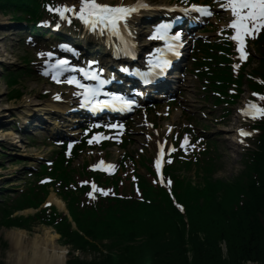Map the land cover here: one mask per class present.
<instances>
[{
  "label": "rangeland",
  "instance_id": "374dc122",
  "mask_svg": "<svg viewBox=\"0 0 264 264\" xmlns=\"http://www.w3.org/2000/svg\"><path fill=\"white\" fill-rule=\"evenodd\" d=\"M110 1L115 2L117 0ZM11 3L12 0H10V2L9 0L5 1V4L6 6L8 5V7ZM20 12H15L16 15L13 12H10L9 14H6L7 12H0V23L1 21L8 19L10 15H21ZM11 32L12 31H7L4 28L0 30V41L3 35H8L9 33L10 36L8 39H6V41L0 42V50L2 51L0 52V59H2L0 60V111L1 113L7 112L5 118L8 120V122L12 119L13 113L18 112L20 105L25 100L31 99L29 97V93L33 98H35L34 101L41 102L48 98V96L44 95L43 93L44 90L47 89L46 84L40 83V81H35L34 79L36 77L39 78L38 75L30 72L31 68L26 65L25 58L33 56L32 51L29 49V47H26L24 43L20 44L19 36L13 35V33ZM254 59V63L250 67H248V71L256 68V64L258 63L260 56L256 54ZM29 62L30 61H27V64H29ZM14 78H17L18 83H16L17 80ZM13 80H15L14 83ZM189 82L190 83L187 87H189L190 89L187 90V87L185 88L184 97L183 99H181L184 102H187V107L183 108L184 112H181L180 109L175 108L173 110L172 116H175V120L181 119L187 122H196L199 124V126L208 128L209 135L212 139L216 140V149L221 155V169L216 176H213L210 182L215 183V188H220V192H224L226 191L225 189H227L225 188L226 185H229L231 182L239 181L238 177L240 175L238 173L244 169L242 158L243 152H245L246 150L245 145H247V143L251 141L249 140V135L247 134L243 136L247 140L244 145L236 144V133L233 130L236 127V122L241 123V120H239L238 118V113H234V110L238 106V104L240 103L243 105L246 103H254V101L249 98L253 95L250 92L251 88L249 86L251 85V82L249 79L244 82L242 93L239 95L238 100L234 103V105L228 106L231 111L228 114L229 117H226L227 120H225L222 124L218 122L216 118L220 115V108L215 107L217 105H214L212 100H206L203 98L204 81L202 82L197 77L191 75ZM15 90H18V92H15ZM21 93V97H16ZM31 106L33 105L31 104ZM204 111H206L207 113L210 112L212 117H210L209 119H202L201 114L203 115ZM186 114H189L191 117L188 118ZM170 118H163V121L171 120ZM10 126L11 124L7 123V125L4 127L0 126V129ZM12 130L15 132L13 128ZM33 132H35V130H33ZM27 135L28 134H19L18 132V134L15 133L14 135H11V139L0 140V201H2L3 199H7L3 189L12 188L11 190H7L6 193L14 198H16L19 195L18 193H21L23 189L26 191L28 186L27 182L32 179L29 175V172H32L29 167L38 166L44 160L41 159L42 157H52L57 150V147L50 145V140L36 138V142H33L34 137L32 138L31 136ZM135 135L138 136V139L133 138L134 141L129 147L136 151L138 150L139 146H142L140 142L144 141V136L139 131L136 132ZM16 139L19 140L17 141ZM225 140H229L230 142H232L233 148H226V144L224 142ZM166 161L173 164V166H171L173 170L180 172L185 170L188 172L197 173V165L191 160H179L176 157H168ZM153 178L154 175L150 174L148 179L152 180ZM210 182H208L207 180H203V182L198 181L196 184L204 183L205 186H207V184ZM205 188L207 189L208 187ZM217 193L218 191H215L213 197L215 195L217 196ZM225 195L226 193L220 195V198H224ZM161 201H165V199ZM42 202H40L39 209H42V207H46V204H43ZM34 204L36 205V207L38 206L37 201ZM154 207L155 206H146L143 209H136L127 213L95 212L93 214H90L91 221L101 218L99 220V226L97 227L101 234L91 235V238L87 236H77L76 234L79 232L80 228L79 226L73 225L74 228L72 231V235L76 237V240L74 242L71 241L70 236H65L64 232L56 230L55 227H51L46 224L38 225L37 222L39 221L37 219L32 220V215L35 216V214L38 213L37 210L26 209L22 212L16 213L17 216L29 215V217L31 218L29 222H32V224L36 222V224L32 226H28L29 229L12 226L13 223H11L10 221H6L5 219H1L0 217V264H9L6 261V256L8 252L13 251V248L11 246V241L7 239V235L8 231L16 228L27 231L28 236L30 237L36 235L43 236L44 232H48L50 230L51 235H56V241L58 242V244L65 248L67 252V264H71V260L74 261L73 264H85L86 260H92L95 258L99 259V257H102V255L105 253L116 252L118 251L117 247L119 249L123 247L124 243L120 240H117L118 238L113 239V237L107 236L108 231H105V227L112 222L114 226L113 230L125 231L131 238H133L127 239L129 242L137 240V243H146L148 240V233L140 230L142 228L141 226L138 230H140L143 235L140 234L137 236L131 234V232L134 231L132 229L133 225L126 226V224L133 219H140L150 214L153 211ZM10 210L13 212V208H10ZM202 211L203 210L200 211L196 208L190 216H187L188 223L190 224L192 220V222L198 224L200 221L208 219L209 226L207 227V225L205 224L204 228L198 227V231H193L191 234L189 231L186 237L187 240H189L190 238L197 236L198 239H200L201 242L204 243L207 250L210 249L211 244V242H208V239L210 241L214 240V242H217V249L212 254L211 264H263V262L259 260L245 258L244 256H241L239 254V248L242 238L250 235L246 234V232H248L249 230L250 219L246 220V227L238 226L239 230L231 231L232 229L228 227L227 222L223 218L216 217L212 212L204 213ZM179 223L182 224L183 222L179 221ZM189 224L186 225V231H188ZM97 228L95 229L97 230ZM166 238H168V236H166ZM113 240L114 245H110ZM140 240L144 241L142 242ZM167 242L168 240L161 239L160 243L166 244ZM137 243L135 242L136 245H138ZM187 245L189 248L192 247L190 240L189 242H187ZM26 246L27 244L24 242L23 248H26ZM109 247H114V249L111 250L109 249ZM189 254L190 256L192 255L191 252H189ZM191 258H193V255L191 256Z\"/></svg>",
  "mask_w": 264,
  "mask_h": 264
},
{
  "label": "trees",
  "instance_id": "16d2710c",
  "mask_svg": "<svg viewBox=\"0 0 264 264\" xmlns=\"http://www.w3.org/2000/svg\"><path fill=\"white\" fill-rule=\"evenodd\" d=\"M5 1L0 0V9L6 7ZM261 128L263 131L260 137V145L258 146L259 150L252 156L251 162L247 163L249 176L243 185L240 187L232 183L225 186L227 188L225 189L226 191L220 192V188H215L214 183H212L211 187L208 188L214 192L218 191L217 196L215 195L212 198L214 200L211 199L210 202L204 205L196 197L188 198L186 211L187 216H190L196 208L200 211L203 210L202 212L204 213L212 212L216 217L223 218L227 222L228 227L232 229L231 231L239 230L238 226H245L246 220L250 219L249 230L246 232V234L250 235L242 238L239 254L245 258L259 260L264 264V123ZM254 172L258 174V180L253 176ZM225 193L224 198H220V195ZM193 195H195V192ZM156 210V216L133 219L126 224V226L133 225L132 229L134 231L131 232L132 235L138 236L142 234L140 230L148 233L146 243H137V240L129 242L127 239L133 238L127 232L113 230L111 226L107 227L105 230L108 231L107 236L113 237V239L118 238L117 240L122 241L124 245L120 249L117 247L118 251L116 252L103 254L102 257H99L101 262L105 264H211L212 254L217 249V242L208 239L211 244L210 249L207 250L204 243L196 236L189 239L192 244V247L189 248L187 245L189 240L186 237L189 231L190 234L193 231L197 232L198 227L204 228L205 224L208 227V219H202L203 221L198 224L191 220L190 224L188 223V231H186L187 223L183 214L179 213L177 209L173 208L172 210L169 206L161 205ZM10 213V211L0 212L1 219L12 223L13 218H10ZM24 219H27L25 223L29 225L31 218ZM179 221L183 223L180 224ZM81 225L87 233L85 234L90 237L91 235L101 234L98 232L97 227L99 225L97 220L94 222L86 220L81 222ZM140 226L142 228L138 230ZM57 227L65 233V236H70L72 242L76 240L66 221H63ZM95 228H97L96 232H91ZM76 235L81 236L79 233ZM161 239L168 240V242L162 244L160 243ZM140 241L143 242L144 240ZM113 243L114 240L110 245H114ZM109 249L112 250L114 247H109ZM189 252L192 253L193 258L190 257Z\"/></svg>",
  "mask_w": 264,
  "mask_h": 264
},
{
  "label": "bare ground",
  "instance_id": "6f19581e",
  "mask_svg": "<svg viewBox=\"0 0 264 264\" xmlns=\"http://www.w3.org/2000/svg\"><path fill=\"white\" fill-rule=\"evenodd\" d=\"M110 0H107L106 2H108ZM130 1V0H127ZM71 13H73V11L71 9H68L67 12H63V13H58L55 16V18L59 17L56 21L58 28L61 29V27H63V29L66 31L68 30V28H66L67 25H70V27L78 29V30H82L85 31L87 33V30L91 27H86L87 25H80V22H71V20L68 18L71 16ZM40 14V13H39ZM146 16V15H145ZM93 18L95 17H89V22L91 23ZM204 19H200L198 21H194L191 24H188L187 26H185V30L187 31H192V29H194L197 26L201 25V22ZM18 20H13L10 17L4 21H1L0 23V30L2 28H4L7 31H12L11 33L15 34L17 32V30L19 29L20 32H25V29L27 28L24 23H21L18 25L16 23H18ZM46 23H50V20L47 19L45 21ZM62 26H60V24ZM51 24V23H50ZM103 24V22H99V25ZM55 29L57 27H54ZM52 27H49V32L56 33L57 30H55ZM165 32V31H163ZM181 32V31H179ZM24 34V33H23ZM9 33L8 35H3L1 38V41H6V39H8ZM83 39L85 38V35L83 34ZM81 40V36L79 34L74 35V37L71 39V42L69 43L70 45L74 44L73 42H77ZM0 41V42H1ZM6 45V43H5ZM93 45H88L86 47L87 50H89L90 48H92ZM0 52H2L0 50ZM6 52V49H5ZM59 53H63L62 55H64V57H66V55L64 54L63 51H59ZM106 57L110 56V58H114V55L109 52L106 51L105 52ZM119 59L118 57L115 58ZM2 60V59H0ZM63 60V59H62ZM117 61V60H116ZM63 62V61H62ZM120 63V62H118ZM129 72L131 71V69H128ZM131 73V72H130ZM1 85V84H0ZM167 86L164 87V89H166ZM164 92V91H163ZM29 97L31 99H27L25 100L21 105L20 108L18 110L17 113H13L12 119L8 122V120L5 118L7 112H2L0 111V126L4 127L7 125V123L11 124V122H13L15 125L17 124H21L22 123V128H20L21 132H26L25 129V124L23 122H27V121H35L38 124L45 126V124L41 123L38 119L40 118L41 115H43V113H47L49 116V112L54 113V116H58L57 119L59 118H66V120H73L75 117V111L74 110H66V108L62 109L60 108L59 104H55L51 101L47 102L44 104L45 107L41 108L42 103L38 102V101H34L35 98H33L31 96V94L29 93ZM31 104L33 106H31ZM43 110V111H42ZM43 113H42V112ZM40 112V113H39ZM39 113V114H37ZM84 113H86V111H84ZM47 116V115H45ZM56 119V118H55ZM45 120V118H44ZM73 121H79L78 118H75ZM55 122V121H54ZM65 124V122H64ZM12 127H7V128H1L0 129V140H8L11 139V135H14L15 132L11 129ZM49 128V127H46ZM50 130L49 132H51L50 134L53 137H57L60 135L64 136V132H65V126L63 124L60 125H54L53 129H48ZM235 131V133L239 132L238 127H235V129H233ZM73 132V131H72ZM236 135V134H235ZM237 135H240L239 133H237ZM238 139H240L238 137ZM17 141L19 139H16ZM14 142V141H13ZM225 147L231 149L233 148L232 145L233 143L230 142L229 140H225L224 141ZM235 143H236V137H235ZM237 144V143H236ZM49 197V201H51L52 203L56 204L57 206H59L61 209H66V205L65 202L60 199L59 197H57L56 194H51L48 196ZM27 221V219H24L20 216L14 217L12 219V226L15 227H21V228H28V225L25 223ZM41 224H46L45 221H41L38 223V225ZM56 235L54 234L51 235L50 230L47 232H44L43 236H33L30 237L28 236V232L23 230V229H11L10 231H8V235H7V239L9 241H11V246L13 248V251H10L7 253L6 256V261L9 264H67V252L65 250L64 247L60 246L58 244V242L56 241ZM26 243L27 246L26 248H23V243ZM74 261L71 260V264H73ZM92 263H97V264H105L104 262H101L99 259L95 258L92 260H86L85 264H92ZM70 264V263H69ZM253 264V263H250Z\"/></svg>",
  "mask_w": 264,
  "mask_h": 264
},
{
  "label": "snow or ice",
  "instance_id": "6c2138e0",
  "mask_svg": "<svg viewBox=\"0 0 264 264\" xmlns=\"http://www.w3.org/2000/svg\"><path fill=\"white\" fill-rule=\"evenodd\" d=\"M147 6L149 5L140 3L139 0L136 5H110L107 3H100L98 0H81L79 11L77 12L75 6H71V10L82 17H85L86 14L87 17H95L97 21H110L115 27L119 21L126 20L127 17L130 16L133 11L138 10L139 7ZM228 6L233 8L234 15L237 17V19H234L231 23L233 26L237 27L238 30L247 29L248 26L245 24L246 17L250 20L259 19L260 23L264 24V0H230V4ZM49 7L50 10L58 13L67 12L69 9L68 5ZM204 7L205 6L196 4L191 5V8L198 10H202ZM244 9L248 10L247 13L242 11ZM167 28V24H161L158 26V30L166 31ZM175 35L178 38L181 34L180 32H177ZM235 38L239 39L241 43H243V38L239 35V32ZM241 51L243 53V49H241ZM41 55H43V53H41ZM49 55H52V53H49ZM62 63V61H57L58 65H62ZM77 83H79V81H77ZM80 87L85 89V92L82 94L85 98H87L89 95L95 96V90L92 88V86L80 84ZM113 99L123 104L134 103V101L127 99L122 94H113ZM261 111H264V109H261ZM241 132L242 134H250L243 133V130H241ZM185 139H187V137ZM101 191L105 190L102 189ZM89 195H91V193H89ZM49 203H51V201H49Z\"/></svg>",
  "mask_w": 264,
  "mask_h": 264
}]
</instances>
